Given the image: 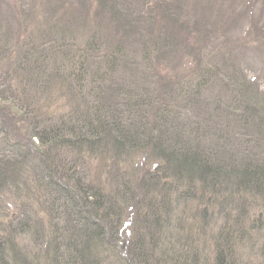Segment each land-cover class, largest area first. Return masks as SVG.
<instances>
[{"label":"trees","instance_id":"1","mask_svg":"<svg viewBox=\"0 0 264 264\" xmlns=\"http://www.w3.org/2000/svg\"><path fill=\"white\" fill-rule=\"evenodd\" d=\"M13 1L0 264H264V93L214 52L226 13Z\"/></svg>","mask_w":264,"mask_h":264},{"label":"rangeland","instance_id":"2","mask_svg":"<svg viewBox=\"0 0 264 264\" xmlns=\"http://www.w3.org/2000/svg\"><path fill=\"white\" fill-rule=\"evenodd\" d=\"M192 0L195 7H215L212 11L216 14L225 15L223 21H227L217 28V46L215 53L220 52L218 57H227L231 51L233 60L239 64L242 76L256 81L260 92L264 93V7H259L261 0ZM22 7L15 6L13 0H0V8ZM35 7V6H34ZM82 8V7H80ZM207 21L212 19L207 18ZM194 34V33H193ZM203 39V38H202ZM249 78V79H248Z\"/></svg>","mask_w":264,"mask_h":264}]
</instances>
